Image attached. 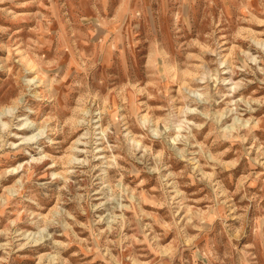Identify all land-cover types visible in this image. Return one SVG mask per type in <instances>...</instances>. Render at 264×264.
Wrapping results in <instances>:
<instances>
[{"label": "rangeland", "instance_id": "374dc122", "mask_svg": "<svg viewBox=\"0 0 264 264\" xmlns=\"http://www.w3.org/2000/svg\"><path fill=\"white\" fill-rule=\"evenodd\" d=\"M0 264H264V0H0Z\"/></svg>", "mask_w": 264, "mask_h": 264}]
</instances>
